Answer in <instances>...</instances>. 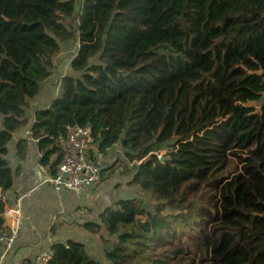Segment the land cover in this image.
<instances>
[{
	"label": "trees",
	"instance_id": "1",
	"mask_svg": "<svg viewBox=\"0 0 264 264\" xmlns=\"http://www.w3.org/2000/svg\"><path fill=\"white\" fill-rule=\"evenodd\" d=\"M72 41L78 75L62 76L30 136L53 175L67 124L139 163L126 172L139 198L84 225L105 261L264 264V0H0V235L8 145ZM51 250L49 264L102 262L75 240Z\"/></svg>",
	"mask_w": 264,
	"mask_h": 264
},
{
	"label": "crops",
	"instance_id": "2",
	"mask_svg": "<svg viewBox=\"0 0 264 264\" xmlns=\"http://www.w3.org/2000/svg\"><path fill=\"white\" fill-rule=\"evenodd\" d=\"M62 72L64 75H78L72 70L71 63ZM55 81V76H52L42 84L41 93L33 101L32 110L27 115L28 124L14 135L8 145L14 183L5 196L6 208L13 207L21 200L24 224L2 264H36L39 255L52 251L55 243L68 240L85 243L90 255L103 262L104 249L99 236L87 230L84 225L101 224L100 216L107 208L123 199L139 198L138 187L129 185L131 175L126 172L131 169L115 162L118 158L125 162V150L120 144L99 154L103 165L101 180L81 194L57 191L44 181V177H53L55 174L51 173L50 166L42 165L41 159L46 148L43 152L40 150L39 141L31 138L30 130L34 112L49 107L53 98L60 95L61 84L55 86ZM20 139H27L29 142L23 159L17 154ZM55 158V155L51 156V162Z\"/></svg>",
	"mask_w": 264,
	"mask_h": 264
},
{
	"label": "built area",
	"instance_id": "3",
	"mask_svg": "<svg viewBox=\"0 0 264 264\" xmlns=\"http://www.w3.org/2000/svg\"><path fill=\"white\" fill-rule=\"evenodd\" d=\"M61 151V161L53 177H44V181L57 191H70L81 194L89 186L101 180L103 165L99 158L98 145L94 143V126H64L56 138ZM24 224L21 200L4 213V231L0 235V264L12 250ZM53 252H44L36 259V264H49Z\"/></svg>",
	"mask_w": 264,
	"mask_h": 264
},
{
	"label": "rangeland",
	"instance_id": "4",
	"mask_svg": "<svg viewBox=\"0 0 264 264\" xmlns=\"http://www.w3.org/2000/svg\"><path fill=\"white\" fill-rule=\"evenodd\" d=\"M80 10V7H77V11ZM78 50V45L76 44V42L72 41L68 44H63L62 49L60 54L57 56V58L55 59V64L56 67L53 71V76H55V83H53V85L55 86H59L61 84V78L64 75V73L62 71L65 70V68L69 65V63H71V59L73 58V56L76 54ZM1 116H0V120H1ZM166 147L164 148V150H162L161 152L158 153L159 157L161 158L165 153H166ZM125 162H122V160L120 158H118L117 162H120V166L125 167V168H130L132 169L134 167L135 164H139L138 162H130L128 161V159L125 157ZM118 164V163H117ZM145 203H149L152 206V201H153V197L150 194H145L143 195V198H141ZM105 260V259H104ZM101 264H108V262L103 261L101 262Z\"/></svg>",
	"mask_w": 264,
	"mask_h": 264
},
{
	"label": "water",
	"instance_id": "5",
	"mask_svg": "<svg viewBox=\"0 0 264 264\" xmlns=\"http://www.w3.org/2000/svg\"><path fill=\"white\" fill-rule=\"evenodd\" d=\"M161 161H164V158H162Z\"/></svg>",
	"mask_w": 264,
	"mask_h": 264
}]
</instances>
